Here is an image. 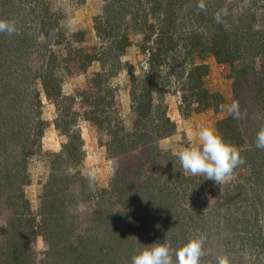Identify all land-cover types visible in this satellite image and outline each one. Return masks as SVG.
Listing matches in <instances>:
<instances>
[{
    "label": "rangeland",
    "instance_id": "obj_1",
    "mask_svg": "<svg viewBox=\"0 0 264 264\" xmlns=\"http://www.w3.org/2000/svg\"><path fill=\"white\" fill-rule=\"evenodd\" d=\"M222 17L264 45V0H0V264H130L197 236L200 264H264V55L217 62ZM200 126L244 161L220 185L174 155Z\"/></svg>",
    "mask_w": 264,
    "mask_h": 264
},
{
    "label": "clouds",
    "instance_id": "obj_2",
    "mask_svg": "<svg viewBox=\"0 0 264 264\" xmlns=\"http://www.w3.org/2000/svg\"><path fill=\"white\" fill-rule=\"evenodd\" d=\"M0 32H16L14 22L0 21ZM219 107L233 118L239 115L238 102ZM194 136L196 142L192 146L174 153L187 174L199 175L220 185L231 178L236 167L244 163L237 149L224 141L213 128L200 126ZM254 144L256 148L264 149V127L257 132ZM203 243V236L192 237L173 252L166 243L154 242L136 250L130 264H200ZM219 264L225 262L221 260Z\"/></svg>",
    "mask_w": 264,
    "mask_h": 264
},
{
    "label": "trees",
    "instance_id": "obj_3",
    "mask_svg": "<svg viewBox=\"0 0 264 264\" xmlns=\"http://www.w3.org/2000/svg\"><path fill=\"white\" fill-rule=\"evenodd\" d=\"M214 15L215 13L217 12H213ZM200 15H202L200 13ZM218 15V13H217ZM215 17V16H214ZM212 17V18H214ZM225 21H227L226 17H222L221 19L218 20V22L216 24L213 25V27H215L213 33L209 34L208 36L205 37V41L202 43L201 42V45L205 46L208 51L216 58V61L219 62V63H226V64H232L234 62V60H236L239 56L238 53L239 49L242 48H252V52L253 53V57H258V56H261V55H264V45L260 44L259 43H256V40L253 38V39H248L247 37H245V40L247 42H249L247 45L245 43V41L242 39V37H244V35L240 34H232V32L229 30V29H225V26L221 25L222 23H225ZM227 26L231 25V23H227L226 24ZM236 27V26H234ZM233 27V28H234ZM248 27V26H247ZM249 29V27H248ZM249 33V35H252L253 33H251L250 31H247ZM202 40V39H201ZM252 42H254L252 44ZM256 47H259L258 49ZM261 48V49H260ZM261 50V52L259 51ZM159 62V56H155V55H152V57H150V59L148 60V65L151 69V67L155 66L156 64H158ZM206 65L202 64V65H197L196 67H194V70H197V69H203V72H205L206 70ZM239 72V71H238ZM241 73V71H240ZM155 83L154 81L151 83H147V87H153ZM148 94V97H147V101H146V104H147V107L144 109V111H146L148 109V104H150V101H151V96H150V89H147L146 92ZM143 111V112H144ZM146 112H144L145 114ZM232 121H236V118H233L232 116L231 117H227V118H224L220 121H218V129L220 130L221 132V127L220 125L222 124H226V126H231V123ZM226 128V127H225ZM222 134H229L226 130H224L222 132ZM233 134H229V135H226V136H223L222 135V138L223 140H228L230 139L229 136H232Z\"/></svg>",
    "mask_w": 264,
    "mask_h": 264
},
{
    "label": "crops",
    "instance_id": "obj_4",
    "mask_svg": "<svg viewBox=\"0 0 264 264\" xmlns=\"http://www.w3.org/2000/svg\"><path fill=\"white\" fill-rule=\"evenodd\" d=\"M263 60H264V58H263ZM259 61V60H258Z\"/></svg>",
    "mask_w": 264,
    "mask_h": 264
}]
</instances>
